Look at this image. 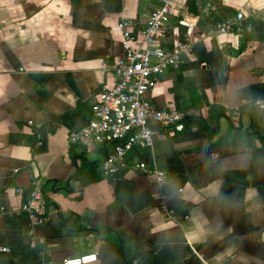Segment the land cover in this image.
<instances>
[{
  "label": "crops",
  "instance_id": "obj_1",
  "mask_svg": "<svg viewBox=\"0 0 264 264\" xmlns=\"http://www.w3.org/2000/svg\"><path fill=\"white\" fill-rule=\"evenodd\" d=\"M173 3L159 43L187 38L192 48L148 96L196 112L182 131L157 125L153 147L127 154L168 171L159 186L133 167L104 175L113 143L69 136L116 82L104 65L124 56L120 20L138 30L161 0H0V249L10 248L0 264H62L96 251L90 264H264V108L253 104L264 101V0ZM241 10L252 32L217 31ZM181 19L194 24L190 36ZM35 177L50 219L32 228L22 204Z\"/></svg>",
  "mask_w": 264,
  "mask_h": 264
},
{
  "label": "built area",
  "instance_id": "obj_2",
  "mask_svg": "<svg viewBox=\"0 0 264 264\" xmlns=\"http://www.w3.org/2000/svg\"><path fill=\"white\" fill-rule=\"evenodd\" d=\"M177 13L173 0H161L160 7L150 14L140 29H135L133 19L129 17L121 19L118 24L123 36L124 56L112 65H104L113 71L116 82L100 91L92 105L93 115L88 125L69 136L71 144L89 146L113 143V149L101 165L104 175L117 177L133 167L153 174L159 186H164L170 180L168 171L152 167L143 159L130 162L127 154L137 144L153 147L157 125L182 131L185 121L196 112L194 107L159 108L148 96L158 78L181 68L184 54L192 48L187 38L179 39L169 50L159 43V37ZM180 23L188 26L190 36L194 24L185 19H181ZM253 28L252 19L243 10L238 11L236 17H226L217 23L220 33L252 32ZM253 104L264 108L263 100H255ZM22 210L27 213L32 228L49 221V200L41 178L32 180V189L22 204ZM164 210L169 219H176L172 209L165 206ZM0 250L9 252L10 248L2 247ZM99 256L100 253L96 251L66 257L62 264H90L97 262Z\"/></svg>",
  "mask_w": 264,
  "mask_h": 264
},
{
  "label": "water",
  "instance_id": "obj_3",
  "mask_svg": "<svg viewBox=\"0 0 264 264\" xmlns=\"http://www.w3.org/2000/svg\"><path fill=\"white\" fill-rule=\"evenodd\" d=\"M167 50H169V47H167L166 48ZM72 179H69V181H68V186H67V188L65 189L66 191H68L69 189H71V186H70V181H71ZM53 204L55 205V206H57V203L54 201L53 202ZM60 217H63L62 216V213H60Z\"/></svg>",
  "mask_w": 264,
  "mask_h": 264
},
{
  "label": "trees",
  "instance_id": "obj_4",
  "mask_svg": "<svg viewBox=\"0 0 264 264\" xmlns=\"http://www.w3.org/2000/svg\"><path fill=\"white\" fill-rule=\"evenodd\" d=\"M166 45L173 46V40L169 37V39L165 42Z\"/></svg>",
  "mask_w": 264,
  "mask_h": 264
},
{
  "label": "snow or ice",
  "instance_id": "obj_5",
  "mask_svg": "<svg viewBox=\"0 0 264 264\" xmlns=\"http://www.w3.org/2000/svg\"><path fill=\"white\" fill-rule=\"evenodd\" d=\"M92 259H94V258H92Z\"/></svg>",
  "mask_w": 264,
  "mask_h": 264
}]
</instances>
